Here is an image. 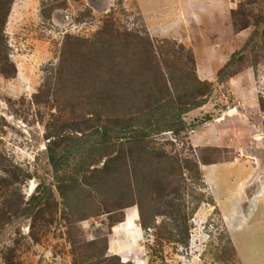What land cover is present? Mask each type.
Masks as SVG:
<instances>
[{
	"label": "rangeland",
	"instance_id": "374dc122",
	"mask_svg": "<svg viewBox=\"0 0 264 264\" xmlns=\"http://www.w3.org/2000/svg\"><path fill=\"white\" fill-rule=\"evenodd\" d=\"M0 264H264V0H0Z\"/></svg>",
	"mask_w": 264,
	"mask_h": 264
},
{
	"label": "bare ground",
	"instance_id": "6f19581e",
	"mask_svg": "<svg viewBox=\"0 0 264 264\" xmlns=\"http://www.w3.org/2000/svg\"><path fill=\"white\" fill-rule=\"evenodd\" d=\"M234 124V123H233ZM234 129V128H233Z\"/></svg>",
	"mask_w": 264,
	"mask_h": 264
}]
</instances>
